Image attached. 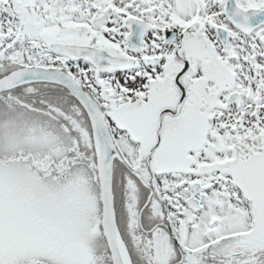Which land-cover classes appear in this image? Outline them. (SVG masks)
<instances>
[{
	"label": "snow or ice",
	"instance_id": "obj_1",
	"mask_svg": "<svg viewBox=\"0 0 264 264\" xmlns=\"http://www.w3.org/2000/svg\"><path fill=\"white\" fill-rule=\"evenodd\" d=\"M0 264H264V0H0Z\"/></svg>",
	"mask_w": 264,
	"mask_h": 264
}]
</instances>
